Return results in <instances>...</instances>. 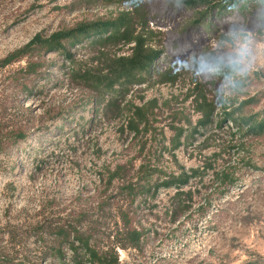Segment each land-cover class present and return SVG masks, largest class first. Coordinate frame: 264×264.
I'll list each match as a JSON object with an SVG mask.
<instances>
[{"label": "rangeland", "instance_id": "374dc122", "mask_svg": "<svg viewBox=\"0 0 264 264\" xmlns=\"http://www.w3.org/2000/svg\"><path fill=\"white\" fill-rule=\"evenodd\" d=\"M230 6L0 0V264H264V63L227 104L172 63Z\"/></svg>", "mask_w": 264, "mask_h": 264}, {"label": "clouds", "instance_id": "9594fccd", "mask_svg": "<svg viewBox=\"0 0 264 264\" xmlns=\"http://www.w3.org/2000/svg\"><path fill=\"white\" fill-rule=\"evenodd\" d=\"M151 12L163 15L169 8L179 10L186 6V0H140ZM257 11L249 27L241 15L250 10L252 3ZM227 10L232 13L226 19L227 30H221L210 42L191 51L185 57L172 62L184 71L194 73L204 83H219L215 87L217 98L223 97L227 104L242 97L248 90L258 66L264 63V0H230ZM178 39V34L169 36L166 47Z\"/></svg>", "mask_w": 264, "mask_h": 264}, {"label": "trees", "instance_id": "16d2710c", "mask_svg": "<svg viewBox=\"0 0 264 264\" xmlns=\"http://www.w3.org/2000/svg\"><path fill=\"white\" fill-rule=\"evenodd\" d=\"M201 1V0H199ZM92 28L90 25H82L67 31L56 32L52 35L50 40H43L40 35L36 36L33 40L28 42L24 47L19 48L18 50L11 53L7 58L3 59V64L12 63L25 57L26 51L35 44H52V47H62V43L65 40L74 39L78 40L81 35H87L90 33Z\"/></svg>", "mask_w": 264, "mask_h": 264}]
</instances>
